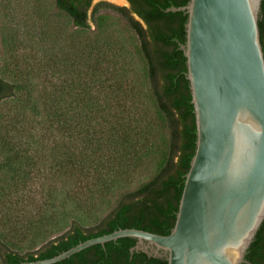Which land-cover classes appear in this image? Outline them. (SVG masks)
<instances>
[{
    "label": "trees",
    "instance_id": "obj_1",
    "mask_svg": "<svg viewBox=\"0 0 264 264\" xmlns=\"http://www.w3.org/2000/svg\"><path fill=\"white\" fill-rule=\"evenodd\" d=\"M127 1L128 8L103 2L92 6L93 0H54V5L79 30L89 29V21L93 22L100 11L110 10L124 19L137 37L138 54L145 68V94L158 116L163 140L158 166L147 181L129 188L134 172L143 163L140 144L150 130L146 125L136 128L134 113L119 102L124 91L114 84L115 78L110 79L111 87L99 83L101 89L94 99L86 88L77 95L71 91L70 99L77 98L76 103L82 107L75 124L79 125V136L89 148L75 158L55 160L57 165L53 167L58 174L49 173L48 182L60 183L57 199L50 190L41 211L34 212L31 208L32 219L28 220L22 213L12 226L0 224L1 264L50 259L86 240L120 229L165 236L174 225L185 174L195 152L196 127L186 79V59L179 49L185 43L187 16L167 9L185 6L189 0ZM258 28L264 52V0H261ZM15 89L14 84L0 78V102L13 97ZM101 94L110 97L112 106L101 107L97 100ZM56 102V97L49 101L50 105ZM45 119L55 133L71 131L74 122L65 119L60 128L56 111L51 107L45 110ZM89 120L97 123L94 136H89L92 131L84 126ZM12 130L24 136L23 132L15 131L12 123L4 131V138ZM149 148L145 146L146 151ZM11 153V157L2 156L0 151V167L26 181L30 176L22 166L25 159L22 149L15 148ZM94 201L98 203L93 204ZM93 216V223H83ZM12 243L20 244L24 252L11 248ZM134 245V239H117L91 246L56 264H167L163 258L147 257L141 252L131 255L129 250ZM245 260L248 264H264V221Z\"/></svg>",
    "mask_w": 264,
    "mask_h": 264
},
{
    "label": "water",
    "instance_id": "obj_2",
    "mask_svg": "<svg viewBox=\"0 0 264 264\" xmlns=\"http://www.w3.org/2000/svg\"><path fill=\"white\" fill-rule=\"evenodd\" d=\"M260 5L261 0H189L167 9L187 16L179 49L196 127L195 152L170 233L120 229L53 258L21 264H56L122 238L135 240L131 255L141 252L167 264H248L245 256L264 221Z\"/></svg>",
    "mask_w": 264,
    "mask_h": 264
},
{
    "label": "rangeland",
    "instance_id": "obj_3",
    "mask_svg": "<svg viewBox=\"0 0 264 264\" xmlns=\"http://www.w3.org/2000/svg\"><path fill=\"white\" fill-rule=\"evenodd\" d=\"M99 2L128 8L125 0H94L92 6ZM89 24L87 30L75 28L55 8L54 0H0V78L16 86L13 97L0 102V151L2 156L11 157L13 149H22V166L31 177L25 181L0 167V224L12 226L22 213L32 219L31 208L41 211L50 190L57 199L60 183L48 182V174L57 170L53 167L55 160L75 158L89 148L75 124L82 107L76 103L77 98L70 99L71 91L77 95L86 88L94 99L101 89L98 84L111 87L110 79L115 78L114 84L124 91L119 102L134 113L136 128L146 125L150 130L140 144L143 163L134 172L129 188L147 181L158 166L163 140L158 116L145 94L138 39L125 20L110 10L100 11ZM105 95L98 96L101 107L112 106ZM52 97L57 102L50 105ZM49 107L56 111L60 128L65 119L74 120L71 131L55 133L50 128L45 119ZM12 123L24 136L12 130L4 138V131ZM84 126L92 131L89 136L96 135V121L89 120ZM94 220L95 216L83 223ZM10 247L20 253L25 249L14 243Z\"/></svg>",
    "mask_w": 264,
    "mask_h": 264
},
{
    "label": "bare ground",
    "instance_id": "obj_4",
    "mask_svg": "<svg viewBox=\"0 0 264 264\" xmlns=\"http://www.w3.org/2000/svg\"><path fill=\"white\" fill-rule=\"evenodd\" d=\"M109 1H112V2H120V0H109Z\"/></svg>",
    "mask_w": 264,
    "mask_h": 264
}]
</instances>
